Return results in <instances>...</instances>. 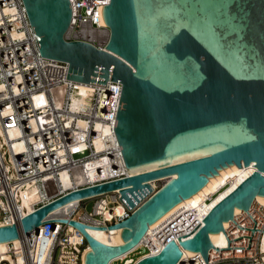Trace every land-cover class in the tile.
Instances as JSON below:
<instances>
[{
    "label": "water",
    "instance_id": "obj_1",
    "mask_svg": "<svg viewBox=\"0 0 264 264\" xmlns=\"http://www.w3.org/2000/svg\"><path fill=\"white\" fill-rule=\"evenodd\" d=\"M40 52L68 62L66 78L106 85L120 81L114 132L129 176L76 189L11 224L0 225L10 241L48 220L75 225L89 249L85 264H118L128 253L230 171L256 168L222 196L188 233L131 264H175L182 248L206 263L215 247L209 233L224 230L234 208L247 210L264 195V0H110L103 16L110 27L106 49L65 40L69 0H23ZM106 226L43 218L68 200L116 187L131 208ZM119 228L110 244L85 227Z\"/></svg>",
    "mask_w": 264,
    "mask_h": 264
},
{
    "label": "built area",
    "instance_id": "obj_2",
    "mask_svg": "<svg viewBox=\"0 0 264 264\" xmlns=\"http://www.w3.org/2000/svg\"><path fill=\"white\" fill-rule=\"evenodd\" d=\"M109 1L69 0L64 39L107 50L110 27L103 8ZM68 68L67 61L41 54L24 1L0 0V225L70 191L129 176L113 129L121 82L107 79L104 86L66 78ZM163 180L149 179L152 189L131 208L116 187L68 200L64 214L52 213L56 207L43 219L106 226L129 215ZM200 206L188 204L139 244L136 259L157 253L170 239L178 243L206 214ZM113 229L120 232L104 228ZM224 233L226 243L213 244L207 263L199 251L185 254L179 245L182 258L175 264H264V202L255 199L247 210L234 211ZM17 238L7 241L10 258L0 253V264H85L90 248L79 228L61 220L44 221L38 231ZM128 256L120 261L136 260Z\"/></svg>",
    "mask_w": 264,
    "mask_h": 264
},
{
    "label": "bare ground",
    "instance_id": "obj_3",
    "mask_svg": "<svg viewBox=\"0 0 264 264\" xmlns=\"http://www.w3.org/2000/svg\"><path fill=\"white\" fill-rule=\"evenodd\" d=\"M256 167L255 166H233L230 168V171L226 173L223 177H221L217 182H215L212 186H210L206 191H204L201 195H199L195 200L191 203L197 204L200 202V212L201 214L206 213L212 206L215 204L222 196H224L227 192H229L237 183H239L245 176H247L250 172H252ZM211 195V196H209ZM209 196V200L204 199ZM256 200L264 202V195H257ZM69 204H63L52 213L64 214L65 211L68 210ZM121 207L116 206L115 211L120 212ZM240 208L235 207L234 211H239ZM229 220L223 221V227L228 224ZM89 232L97 239L110 243L116 244L122 242V238L120 236L119 229H113L111 231H106L101 228H90ZM209 238L212 243L216 246H223L226 243V236L224 230H219L218 233H209ZM19 238L13 239L15 243H17ZM7 242H0V253L6 255V257L10 258L5 252L7 249ZM184 253L188 254L191 252L190 250L183 248ZM132 256V255H131ZM124 261V260H123Z\"/></svg>",
    "mask_w": 264,
    "mask_h": 264
},
{
    "label": "rangeland",
    "instance_id": "obj_4",
    "mask_svg": "<svg viewBox=\"0 0 264 264\" xmlns=\"http://www.w3.org/2000/svg\"><path fill=\"white\" fill-rule=\"evenodd\" d=\"M85 206H86V208H87L88 210L91 209V206H92V199L87 200ZM131 255H132V256H131ZM129 256L134 257V258L136 259V258L139 256V254L137 253V251H136V249H135V250H133V251H131V252L129 253ZM129 256H128V257H129ZM124 260H125V259H124ZM118 264H128V263H126L125 261H119Z\"/></svg>",
    "mask_w": 264,
    "mask_h": 264
}]
</instances>
